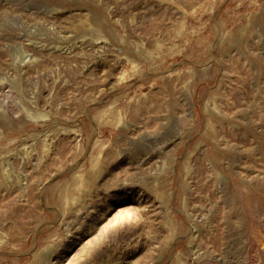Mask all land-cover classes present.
Masks as SVG:
<instances>
[{"label": "rangeland", "instance_id": "obj_1", "mask_svg": "<svg viewBox=\"0 0 264 264\" xmlns=\"http://www.w3.org/2000/svg\"><path fill=\"white\" fill-rule=\"evenodd\" d=\"M0 264H264V0H0Z\"/></svg>", "mask_w": 264, "mask_h": 264}]
</instances>
